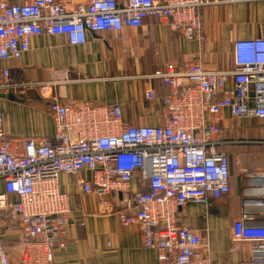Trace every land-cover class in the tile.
Masks as SVG:
<instances>
[{
  "label": "built area",
  "instance_id": "1",
  "mask_svg": "<svg viewBox=\"0 0 264 264\" xmlns=\"http://www.w3.org/2000/svg\"><path fill=\"white\" fill-rule=\"evenodd\" d=\"M255 1L260 0H0V61L21 60L42 35L83 45L89 32L121 38L125 28H143L147 20L202 45L203 9ZM231 57L230 69H209L198 59L138 76L151 84L145 100H160L164 122L155 126L124 123L119 104L46 96L53 83H15L10 69L0 70V95L38 89L55 124L47 139L11 138L3 128L0 97V264H53L54 253L65 247L73 210L70 195L59 188L61 174L96 197L99 216L115 215L125 229L138 228L143 245L158 252V264H212L203 232L182 225L180 214L188 204L210 209L229 195L226 148L236 141L226 136L235 120H264V37L235 40ZM244 175L263 180L256 187L260 199L243 202L232 241L251 245L248 264H264V168ZM135 176L145 190H131ZM115 195L131 196L118 208ZM9 220L21 247L15 257L3 245Z\"/></svg>",
  "mask_w": 264,
  "mask_h": 264
},
{
  "label": "crops",
  "instance_id": "2",
  "mask_svg": "<svg viewBox=\"0 0 264 264\" xmlns=\"http://www.w3.org/2000/svg\"><path fill=\"white\" fill-rule=\"evenodd\" d=\"M89 2L73 0L74 4ZM202 19L206 37L202 45L185 40L167 24L147 20L143 28H125L121 38L113 32H89L83 45H71L63 36L35 37L21 60L0 61V70L10 69L15 83L51 82L45 95L66 102L119 104L126 124L161 125L160 100L147 102L145 92L151 84L137 77L169 62L184 64L198 59L209 69L231 68L235 40L264 37V0L205 8ZM157 89L161 98L163 91L159 86ZM5 99L3 128L9 137L43 140L54 134L48 101L38 89L28 88L24 94ZM227 118L229 127L231 116L227 114ZM233 125L234 130L226 136L236 141L226 148L231 172L229 195L210 209L188 204L180 214L182 225L203 232L205 252L212 264H248L253 260L251 245L234 243L232 229L243 202L254 204L260 199L256 187L263 180L247 177L244 170L264 168V145L257 143L264 140V123L235 120ZM59 188L71 197L73 220L65 247L54 253L53 264H158V252L143 245L138 228L125 229L115 215L99 216L96 197L81 193L73 176L61 174ZM145 189L144 182L135 176L131 190ZM130 196L115 195L111 200L121 208ZM250 212H255L253 206ZM80 223H84L82 228ZM6 231L3 245L10 255L19 256L20 241L12 220Z\"/></svg>",
  "mask_w": 264,
  "mask_h": 264
},
{
  "label": "trees",
  "instance_id": "3",
  "mask_svg": "<svg viewBox=\"0 0 264 264\" xmlns=\"http://www.w3.org/2000/svg\"><path fill=\"white\" fill-rule=\"evenodd\" d=\"M232 68V67H231ZM224 69H226V67H224V68H220V70H224ZM228 69H230V68H228ZM257 122H261V123H264V120H257ZM259 141H264V140H262V139H260ZM264 147V146H263ZM228 154V153H227Z\"/></svg>",
  "mask_w": 264,
  "mask_h": 264
},
{
  "label": "water",
  "instance_id": "4",
  "mask_svg": "<svg viewBox=\"0 0 264 264\" xmlns=\"http://www.w3.org/2000/svg\"><path fill=\"white\" fill-rule=\"evenodd\" d=\"M0 97L2 98V99H5L6 98V96H4V95H0ZM12 98V97H11Z\"/></svg>",
  "mask_w": 264,
  "mask_h": 264
},
{
  "label": "rangeland",
  "instance_id": "5",
  "mask_svg": "<svg viewBox=\"0 0 264 264\" xmlns=\"http://www.w3.org/2000/svg\"><path fill=\"white\" fill-rule=\"evenodd\" d=\"M9 97V96H8ZM12 97V96H11ZM5 100H8V98L7 99H5Z\"/></svg>",
  "mask_w": 264,
  "mask_h": 264
}]
</instances>
